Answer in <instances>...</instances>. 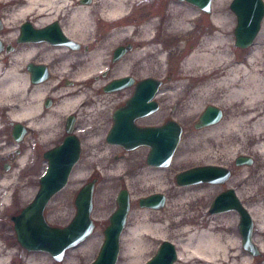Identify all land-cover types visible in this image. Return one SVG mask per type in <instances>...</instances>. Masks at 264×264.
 I'll return each mask as SVG.
<instances>
[{
	"label": "bare ground",
	"instance_id": "6f19581e",
	"mask_svg": "<svg viewBox=\"0 0 264 264\" xmlns=\"http://www.w3.org/2000/svg\"><path fill=\"white\" fill-rule=\"evenodd\" d=\"M152 1L153 0H94L93 5L97 4L99 8L96 18L98 17L99 20L105 21L108 25L107 33L97 38V36H95V29L93 28L96 18L91 17L92 9L88 5H83V2L79 4L78 0H74L72 4L70 0H0V6L6 12L5 15H2L5 32L0 38L1 43L9 39H15L17 30L20 29L19 24L27 18L26 15H34V18L38 19V23L41 24L55 20V18H58L62 14L69 20L72 41L81 43L87 48V52L83 54L69 55V59L66 60V62L52 68L53 77L51 80L42 85H37L36 87H31L28 82L27 74L21 72L23 71L25 63L30 59L29 56H32V54L38 51L35 47L20 46L17 51L11 55L4 53L0 54V110H3V114L6 115L11 122H24L27 123L28 127L31 129L36 131L38 129L43 130V132L50 136L48 140L50 141L53 136H51V134L56 129L53 124L55 123L56 116H58L57 114L63 113L66 115L72 107L74 108L73 112L77 113V116H80L86 105V98L89 97V100L93 99L95 103L90 109H86V113L94 115L97 112L109 110L111 105L108 103L107 106H104L105 102H103L102 99L108 97L107 95L109 94L125 92L126 89H129L132 85L111 93L105 92L104 88L111 81L121 77H131L133 81L136 82V76L127 71L129 68L131 69L130 66L134 62H139L140 58L153 57L157 65L169 74L168 69L170 66L164 65V63H167L168 57H172L171 67L182 57L180 68L176 70L174 75L170 74L172 80L170 85L173 87L171 97L174 103L178 104L184 93L189 90V95L181 106V108L189 114L199 111L203 105L207 103L213 104L208 106H213L218 109L227 106L232 119L222 127L217 128V131L213 133V142L220 147V155L223 154L229 157L245 147V145L255 142H261L260 148L264 151V74L258 66L255 67V65L252 64L255 59H261L263 56L262 46L264 45V31H261V34L259 33L260 31L257 33L255 40L258 34H260L258 46L253 48L250 54L245 58L246 63L241 64L240 62H236L234 57L232 58V56H230L229 48L223 50L219 49L221 48L219 45L222 44L223 41H226L224 39L225 36L212 34L211 32L205 37L201 36L199 24L197 23L198 17L191 16L195 10L191 11V9L189 10L188 7H185L182 2L187 3L186 1L174 0L168 3L165 12V32L170 36L167 35L166 37L165 35L158 34L156 29L159 19H155V17L159 15L160 12L153 13V11H151L146 13L142 8L146 5L147 9L149 3ZM213 2L216 4L218 0H211V10ZM192 7L197 9L199 13L203 12L195 6ZM143 15L144 17L140 19ZM224 18L225 16L222 13L215 10L211 15L212 25L218 26V24L223 23ZM192 23H195V27L191 26ZM23 28L24 26L21 28V33H30V31L24 32ZM47 33L48 32L45 33L46 36L49 35ZM58 35V32L52 35L56 43L58 41ZM187 36L189 39H186ZM65 37L67 38V36ZM69 40L71 41V39ZM127 40L133 43L134 48L121 60H117L118 62L115 64L116 67L124 66V71L117 78L107 80L106 82L98 81L101 79L99 73L102 72V69H96L95 63L99 62L100 58L103 59L102 55L108 49ZM220 41L221 43H218ZM158 42L163 45L157 47L155 44ZM26 43L27 42L19 44ZM117 48L123 49L124 53L126 52L122 46H117L115 49ZM165 50H170V52H166V56L164 55ZM49 57L50 54L45 55V58ZM76 57L83 58L86 64L80 68V73L76 72L77 74H74L76 81L75 86L72 88L73 90L61 89L56 92V94H51L57 102L53 108L45 114L41 108V103L44 97L49 95L53 90V84L56 81L54 75H66L68 73V68L77 64ZM152 61L144 64L147 70V73L144 75H152L147 69L149 65H152ZM78 74H80L81 77H78ZM96 74L99 75L94 76ZM154 79L161 80L158 78ZM84 86H90L94 89V95L98 97L94 99L89 96V93L84 90ZM68 91L75 95H68ZM131 96H127L125 101ZM155 97L153 98L154 100ZM113 113L111 115L112 123ZM222 119L218 123L206 128H216L217 125L222 122ZM51 125H53L52 128H47ZM56 125H58V123H56ZM224 130L226 134H223ZM54 135L57 140L60 133L57 132V134ZM226 135H230L229 138H227ZM79 145L81 148L80 142ZM212 147L213 146L210 144L204 146L202 153L199 157L196 156V159L205 160L206 158H211L209 156L213 153ZM15 148L13 143L1 144L0 154H13ZM29 154L30 150L29 152L28 150L24 151L13 161L17 169L13 167L9 175H4L3 177L0 175V186L9 185L11 189H13V184L20 181L25 171ZM213 155L216 157L218 156L216 153ZM179 163H181V159L175 161V164ZM94 165L98 166L99 173L105 178L111 177V175H114V172L126 175L127 187L132 193V200H134L135 197L133 196H136L137 192L140 194L150 189L158 191L163 190V175L159 171L153 170V168L159 167L150 166V168L144 167L140 169L136 165L134 167L128 166L126 163L120 164L114 162L106 158L103 154H101L97 160L91 158L83 161L73 172L71 179L77 183L84 177L85 172ZM261 176L264 177V173ZM27 182L25 184H27ZM111 187L112 185L107 183L100 189V192L103 191V193H100L102 194L99 200L100 205H104L108 201L106 190ZM262 187H264V184H262ZM15 188L17 189V187ZM10 192L12 191L10 190ZM69 193V191H66L63 196L68 197ZM9 194L8 192L3 195V200L6 199ZM238 196L239 195H237V197ZM60 208V206L57 207V211L60 210ZM246 210L253 221L259 222L260 230L264 229V199L255 210L251 208ZM182 211L183 210H179V213L182 214ZM228 212L237 213L235 210H229ZM133 215L138 216L137 223H139L140 231L133 229L129 239H125L124 236H122L123 233L121 234L122 254L127 259L125 264H138L146 251L150 249L151 238H164L165 235V228L162 225L151 223L149 216H147L144 211L138 214L134 213ZM193 220L191 218L185 221H183L182 218L180 219V222L183 221L182 223L186 224L180 229V233L183 235L186 234L187 238L182 244L180 243L182 249L180 252H177V260H180L181 264H213L218 261H229L230 258H232L229 254L230 246L222 242L221 237L211 229L212 227H210V230L205 231L190 227L189 224L195 223ZM169 225H171L170 222ZM90 240L91 238L88 237L79 245H85V248H87L89 247ZM96 241L97 240L94 239L92 243L94 244ZM259 248L260 253L263 252L264 244H259ZM72 249L70 250L72 251ZM1 252L2 250H0V264H3V262H5V257H2ZM18 252H20V255L25 256L24 259L26 260V264H42V261H38L36 258L37 255H34L33 252ZM38 259H40V257H38ZM241 264H253V262L251 260H244Z\"/></svg>",
	"mask_w": 264,
	"mask_h": 264
},
{
	"label": "rangeland",
	"instance_id": "374dc122",
	"mask_svg": "<svg viewBox=\"0 0 264 264\" xmlns=\"http://www.w3.org/2000/svg\"><path fill=\"white\" fill-rule=\"evenodd\" d=\"M170 1L174 0H153L149 3L147 9L146 5L142 7L144 12L146 13L151 11H153V13L160 12V14L156 15L155 17V19H159L156 31H158V34L165 35L166 37L169 34L165 32V12ZM231 1L232 0H218L216 4L215 2H213L210 14H206L203 12L199 13L198 10L191 5L185 2L182 3H184L183 5H185V7H188L189 10H195L193 11V14H191V16L198 17L197 23L199 24L201 36L205 37L210 32L212 34L225 36L224 39L226 41H223V43L219 45L221 47L219 49L223 50L225 48H229L230 56H232V58L234 57L236 62H240L242 64L246 63L245 58L250 54L251 50L258 46V42L260 40L259 36L261 34V31H264V19L261 24L259 32L260 34H258L253 45L247 49L236 48L234 46L233 35V30L236 25V18L229 9V4ZM93 3L94 0H91L89 4L83 5H88L89 7H91V17L96 18L99 8L97 4L93 5ZM215 10L219 11L225 16L223 23L218 24V26H213L211 22V15L215 12ZM143 17L144 15L141 16L140 19H142ZM191 26L195 27V23H192ZM93 28L95 29V36H97V38L106 34V31H108L107 23L103 20H99L98 17L94 22ZM186 39H189L188 36ZM218 43H221V41ZM126 44H130L132 48H134L133 43L129 40L124 41L123 43H118L117 45H114L112 48L103 53V59L100 58L99 62L95 63L96 69H102V72L99 73V77H101V79H99L98 81L106 82L107 80L117 78L124 71V66L116 67V65H112L111 54L117 46H123ZM155 45L157 47H160L163 44L158 42ZM262 50V58L255 59L252 64L255 65V67L258 66L264 74V45L262 46ZM166 52H170V50L164 51L165 56ZM152 60H154L153 57H142L140 58L139 62H134L130 66L131 69L129 68L127 72H130L132 75L136 76V80H141L146 77H152L161 79L160 81L162 82L159 92L155 97V100L159 105L158 111L152 116L137 121V124L143 127L160 126L168 120H174L183 128L181 141L177 149L175 150L170 165L166 168L151 167L153 168V170L159 171L163 175V190L158 191L155 189H150L140 194H138L137 192V195L133 196L135 197L134 200H132V193L127 187V180L125 177L126 175L114 172V175L105 178L99 173L97 165H94L92 168L86 171L84 177L77 183L71 179V175L83 161L91 158L97 160V158H99L101 154L106 156V158H109L112 161L120 164L126 163L128 166L134 167L136 165L140 169L144 167L150 168V166L146 164V156L149 151L147 147L137 148L133 151H125L119 146L110 145L106 142L107 132L112 125L111 115L116 108L124 104L125 97L130 96L131 91L129 89H126L125 92L107 95L108 97H106L105 99L103 98L102 101L105 102L104 106H107L109 103L111 105L110 109L97 112L94 115L86 113V109H90V107L95 104L93 102V99L89 100V97L86 98V105L83 109V113L77 119L75 132L81 142L80 159L78 163L73 167L65 188L58 194H56L47 205V208L45 210V218L47 223L54 227H63L67 225L72 220L75 214L74 198L76 194L84 184L95 180L96 184L93 193V209L91 213V218L94 221L95 228L91 236L89 237L91 238L89 247L85 248V245L81 244V246H77L76 248L72 249V251L70 250L66 252L62 264H90L95 259L100 245L103 241V230L108 225V218L110 214L116 209V195L120 190L124 189L128 191L130 196V213L127 219L126 228L123 231L122 235L125 239L130 238V233L133 229H137L138 231H140L139 223H137L138 216H135L133 214H138L141 211H144V213L149 216L151 223L162 225L165 228L164 238H151L150 249L146 251L138 264H144L147 260L154 256L158 246L163 241L172 243L175 246L177 252H180L182 249L181 244L187 238L186 234L183 235L180 233V229H182L186 225L182 222L189 218H191L192 220L194 218L193 222H195L189 224L190 227H192L193 229L199 228L200 230L204 231L210 230V227H212L211 229L221 237L222 242L230 246L229 254L232 256V258H230V260L227 262L218 261L213 264H241V262H243L244 260H251L253 264H264V251L261 252L259 256L252 257L241 247V238L238 232L239 216L237 213L226 212L216 215H210L208 212V208L215 196L227 189H232L237 195H239L238 197L240 199V202L245 209L251 208L255 210L256 208H258L259 204L264 199V187H262V184H264V177L261 176L264 173V151L260 148L261 142H255L249 145H245V147H243L236 153H233L229 157L223 154L220 155V147L215 145V143L213 142V133L214 131H217V128L222 127L225 123H228L232 119L227 106L220 107L224 116L222 122L217 125L216 128L212 127L202 130H195L194 124L197 121L198 116L202 113L206 106L213 104L207 103L206 105H203V107L199 111L191 114L187 113L184 109L181 108V106L186 101L190 91L187 90L184 93L182 99L179 100L178 104H175L171 97L173 93V87L170 85L172 82L170 74L174 75L176 73V70L180 68L182 57L173 64V67H171L172 57H168L167 63H164V65L170 66V68L168 69L169 74H167L165 70H162L157 65L155 60ZM151 61L152 65H149L147 69L149 70V72H151L152 75H144L145 73H147L144 64ZM85 64L86 61L83 58L81 59L77 57V64L73 73H80V68ZM21 72L24 73V70ZM104 72L108 73L105 78L102 75ZM98 75L96 74L94 76ZM77 76L81 77L80 74H78ZM84 90L89 93V96H91L92 98L95 99L96 97H98L94 95L95 91L90 86H84ZM2 111L3 110H0V117L5 118L4 124L8 126L10 125L11 121L6 117V115L3 114ZM1 123L2 120L0 121V124ZM53 125L47 128H52ZM34 134L35 136L38 135L39 139L42 141L35 147L31 143L32 139L27 141L28 152L30 150L27 165V170L29 173V179L27 180L28 185L23 184L21 186L15 182V184H13V189H11L9 185L0 186V238L11 236L12 230L13 243L11 245V243L9 242L10 244H8V247L9 249L12 248L14 264H26V260L24 259L25 256L17 254L18 243L16 241L15 232L10 225L5 224L4 222L8 221L7 216H10L12 214L15 216L34 198L39 188V177L42 175L43 170L47 166L46 160L43 159L42 154L44 153V151L49 149L50 144L53 143L52 140L48 141L50 136L43 132V130L38 129L36 132H33V135ZM53 134L54 132L51 134V136ZM223 134H226L225 130L223 131ZM5 135H7V133L2 134L3 137H6ZM229 136L230 135H226L227 138H229ZM3 143L4 142H1V144ZM209 144L213 146V153L209 156L211 158H206L205 160L196 159V156L199 157L202 153L204 146ZM215 153L218 154L217 157L213 155ZM6 155L7 153L0 154V175L2 177L4 175H9L13 167L16 168V164H12L10 159L4 158ZM239 156L251 157L253 159V163L250 166H236L234 161L235 158ZM177 159H181V163L175 164V161ZM7 164L10 167L5 169L4 167ZM206 165H214L227 168L229 169L231 176L223 184L205 183L188 187H179L176 185L175 175L177 173L193 167ZM17 182L26 183L22 179ZM107 183L112 185L110 189L106 190L108 201L104 205H100L99 200L100 197H102V194L100 193H103V191L100 192V189ZM15 187H17V189ZM10 190L12 192H10ZM66 191L70 192L68 197L63 196ZM8 192L10 194L6 197V199L3 200V195ZM154 193H160L166 197L164 207L157 211L140 208L138 205V200ZM59 206L61 208L57 211V207ZM179 210H183L181 212L182 214L179 213ZM181 218L183 219L182 222H180ZM169 222L171 223V225H169ZM253 222L254 231L252 238L255 246L259 250V244H264V229L260 230L259 222ZM94 239H96L97 241L93 244L92 241ZM0 242L1 250L3 249V241H1L0 239ZM122 251L123 249L121 240L120 253L116 264H125L127 262V259L122 254ZM33 254L37 255V260H41L42 264H50L52 262L48 254L42 252ZM38 257H40V259H38ZM178 263L181 264V261L176 260L174 264Z\"/></svg>",
	"mask_w": 264,
	"mask_h": 264
},
{
	"label": "water",
	"instance_id": "95a60500",
	"mask_svg": "<svg viewBox=\"0 0 264 264\" xmlns=\"http://www.w3.org/2000/svg\"><path fill=\"white\" fill-rule=\"evenodd\" d=\"M91 0H84L89 4ZM186 1L204 13H210L211 0H180ZM230 10L235 15L236 26L233 30L234 45L245 49L253 45L264 19L263 0H232ZM25 32V31H24ZM58 44L73 45L58 30ZM29 39V40H28ZM50 39L43 30L21 33L18 43ZM76 49V48H75ZM124 50H114L113 62L123 55ZM133 85L131 77H121L111 81L104 88L105 92L120 91ZM162 82L154 78L138 81L132 96L123 106L113 113V123L106 135V142L121 147L125 151H133L140 147L149 149L146 164L159 168L170 165L183 134V128L174 120H168L160 126H138L137 121L147 118L159 109L153 99L159 91ZM223 112L213 106H207L198 116L194 124L195 130H201L218 123ZM18 140L17 137H15ZM81 148L76 136L71 135L58 146L44 153L47 161L45 173L39 179V189L32 201L21 212L12 218L17 243L26 251L42 252L50 255L54 261L61 262L65 253L78 246L91 236L95 224L91 218L93 209V193L96 181L84 184L74 198L75 214L72 220L63 227H54L45 219V209L50 200L67 185L73 167L79 161ZM236 166H250L253 159L239 156L234 161ZM5 169H7L5 167ZM231 176L229 169L214 166H197L175 175L176 185L188 187L200 184H223ZM116 209L108 218V225L103 231V241L95 259L90 264H116L120 253V237L126 228L130 213V196L127 190H120L116 195ZM166 197L154 193L138 200L140 208L160 210L164 207ZM235 210L239 216L238 232L242 248L252 257L260 252L252 241L253 219L243 208L236 193L227 189L219 193L208 208L209 214H221ZM177 260L175 246L163 241L154 256L144 264H174Z\"/></svg>",
	"mask_w": 264,
	"mask_h": 264
},
{
	"label": "flooded vegetation",
	"instance_id": "af4514ba",
	"mask_svg": "<svg viewBox=\"0 0 264 264\" xmlns=\"http://www.w3.org/2000/svg\"><path fill=\"white\" fill-rule=\"evenodd\" d=\"M83 1L84 0H78V3L82 4ZM70 3L72 4V3H74V1L70 0ZM69 8H70V5H69ZM5 14H6V12L0 6V38L4 35V32H5V27L3 25V19H2V15H5ZM26 16H27V18H25L19 24L20 29L17 30V35H16L15 39H13V40L9 39V40H6L2 43L0 42V50H1L0 54L4 53L7 55H11L14 52H16L20 46H22V47H30V46L35 47L38 51L35 54H32V56H29L30 59L25 63L23 70H24V73H26L28 76L29 85L31 87H33V86L36 87L37 85H42L45 82L52 79V77H53L52 76V68L59 66L61 63L66 62V60L69 59V55H71V54H83V53L87 52V48L85 47V45H82L81 43H78V42L75 43L74 41H73L74 42L73 45H65V44L59 45L53 40L52 35H54L55 32H58V30L63 35L67 36L68 39H71V41L73 40L72 37L70 36L71 28L69 26L70 25L69 20H68V18H66L62 14L58 18H55V20L49 21L47 23H41V24L38 23V21H37L38 19L34 18L35 17L34 15H26ZM23 26H24L23 30L25 32L34 31V30H43L44 33L48 32L47 34H49V35H47V37H49L50 39H48V40L45 39L44 41H38V42L30 41V42H27L26 44H19L18 38H19V35L21 33V28ZM122 47L125 49L126 52L121 56V58L119 60H121L123 57H125L133 49L130 44L123 45ZM73 48H76V49H73ZM47 54H50L49 58H45V55H47ZM113 56H114V51L111 54V62H112V65H115L119 60L116 62H113ZM75 66L76 65H74L73 67H69L68 73L64 76H60V75L55 76L54 75V77L56 78V81L53 84V86H54L53 90L49 93V95L44 97V99L42 100V103H41V108L45 114L48 111H50L53 108V106L55 105V103L57 102L55 100V98L52 97L51 94H56V92L60 91L61 89L73 90L72 88L75 86V81H76V79L74 77V73H73ZM107 74H108L107 72H104L102 75L105 78V76H107ZM138 81L139 80H136V82L133 81L132 87L129 88V90L131 91L130 96L133 94L135 85ZM67 93H69L68 95H70V96L75 95L73 93H70L69 91ZM126 97H125V99H126ZM125 99H124V104L126 102ZM73 111H74V108L71 107V110L69 112H67L66 115L62 113V114H59L58 116H56L55 123H54V126L56 129L54 131V134H57V132H59L60 136H58V138L56 140L55 139L56 137H54L55 135L53 134V136H52V142L53 143L50 144L49 149H47L46 151L51 150V149L57 147L58 145H60L65 140V138L68 136L74 135L79 140L78 135L75 133L76 132L77 119L79 116H77V113H75ZM1 120H2L3 124L2 123L0 124V144H1V142H4L3 144L13 143L14 146L16 147L14 149L13 154H10V155L7 154L4 157V158L10 159L12 164H13V161H15L19 155H21L24 151L28 150L27 149V146H28L27 141L28 140L32 139L31 143L34 147L41 143L42 140L39 139V136L38 135L35 136V134L33 135V132H36V130L29 128L27 123L11 122L10 125L7 126L4 124L5 118L0 117V121ZM56 123H58V125H56ZM3 133L4 134L7 133V135H5L6 137L2 136ZM15 137H17L18 140H16ZM79 142H80V140H79ZM46 151H44V153ZM43 154H42V157L44 158ZM27 165H28V162H27ZM5 167L9 168L10 166L7 164V165H5ZM44 172H45V169L43 170L42 174ZM28 174L29 173H28L27 166H26L25 171L23 172L20 180L22 179L23 181L27 182V180L29 179ZM40 177H39V179H40ZM16 183H18V185L25 184V183H20V182H16ZM21 210H20V212H21ZM18 214H16L15 216H17ZM13 217H14L13 214L10 216H7L8 221H5L4 223L10 225L14 230V223L12 221ZM0 239H1V241H3V249H1L2 250L1 255H2V257H5V262H3V264H14L12 248L9 249V247H8V244L11 243V245H12V243H13L12 230H11V236L3 237ZM18 251H21V252L25 251L26 253H28L26 250H24L22 247H20L19 244H18ZM17 254L20 255V252H17ZM49 257L51 258V261H52L51 264H62V262L54 261L51 256H49Z\"/></svg>",
	"mask_w": 264,
	"mask_h": 264
}]
</instances>
